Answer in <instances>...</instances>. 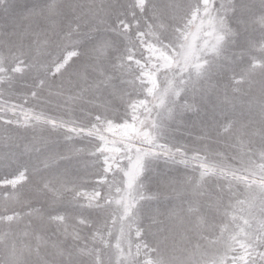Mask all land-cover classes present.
Returning a JSON list of instances; mask_svg holds the SVG:
<instances>
[{
    "label": "snow or ice",
    "instance_id": "6c2138e0",
    "mask_svg": "<svg viewBox=\"0 0 264 264\" xmlns=\"http://www.w3.org/2000/svg\"><path fill=\"white\" fill-rule=\"evenodd\" d=\"M0 264H264V0H0Z\"/></svg>",
    "mask_w": 264,
    "mask_h": 264
}]
</instances>
